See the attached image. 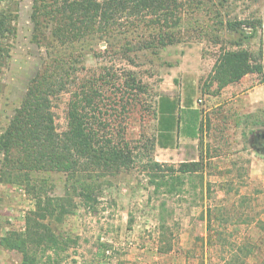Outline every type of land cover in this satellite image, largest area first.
<instances>
[{
    "label": "rangeland",
    "instance_id": "1",
    "mask_svg": "<svg viewBox=\"0 0 264 264\" xmlns=\"http://www.w3.org/2000/svg\"><path fill=\"white\" fill-rule=\"evenodd\" d=\"M0 1H5L3 6L9 1L11 8L18 11L10 57L0 75L1 135L21 105L45 52L32 40L35 0ZM181 1L186 2L181 42L157 52L131 53V62L121 54L120 45L139 41L142 34L149 35L150 27L140 24L138 31L131 27L126 36L117 35V41L110 40L111 44H118L117 49L108 48L101 39L91 41L92 50L79 65L75 84L67 85L68 90L53 101L56 127L62 133L67 130L68 105L74 93L78 94L85 83L97 81L94 87L99 91L98 97L93 108H87L96 129L106 124L114 136L136 146L137 153L142 151L159 163L176 168L182 163H199L194 182L185 187L187 192L168 200L173 211V250L167 254L158 251V211L155 203L149 201L147 176L136 166L102 179V204L96 214L79 207L63 224L52 225L61 237L77 241L64 264H220L223 250L207 243V213L214 207L227 210L226 217L231 221L228 237L256 242L258 260L264 259V150L255 147L257 136L264 134V105L252 111L246 109L245 102L234 100L236 93L230 92L229 86L216 92L217 85H212L210 78L221 50L238 49L235 43L239 36L229 33L225 23L262 20L264 0ZM126 30V26L122 28ZM261 42L264 45L262 31L257 39L242 42L241 48L257 53ZM129 73L143 81L146 93L132 91L125 85V75ZM108 74L116 75L117 81H98L101 75ZM254 75L257 74H250ZM263 79L259 76L257 83L264 85ZM159 95L198 109L201 130L198 139L176 135L171 147L157 145L148 154L144 147L158 134L155 107ZM240 105L243 109H239ZM99 130L103 133L102 128ZM2 159L0 153V163ZM32 177L35 181L46 179L47 195L66 194V175L52 172ZM32 197L25 186L0 183L1 236L23 228L24 215L34 209ZM21 261L20 253L0 246V264Z\"/></svg>",
    "mask_w": 264,
    "mask_h": 264
},
{
    "label": "trees",
    "instance_id": "2",
    "mask_svg": "<svg viewBox=\"0 0 264 264\" xmlns=\"http://www.w3.org/2000/svg\"><path fill=\"white\" fill-rule=\"evenodd\" d=\"M4 2L0 1V75L10 57L18 19V11L11 8L9 1L3 6ZM185 6L186 2L181 0L34 1L32 40L44 50L45 57L28 84L21 105L0 135L3 156L0 183L25 186L34 201V209L24 215L23 228L0 235L1 247L22 255L20 264L67 262L71 257L69 251L77 241L61 237L52 225L63 224L79 207L96 214L102 204V179L131 171L136 166L147 176L151 190L149 201L155 203L158 211V251L167 254L173 250L170 224L173 211L168 200L187 192L185 187L194 182L199 163H182L177 168L159 163L142 151L137 153L136 146L121 136H114L106 124L96 129L87 108H93L95 97H98L99 91L94 87L97 81L90 85L85 83L78 94L74 93L68 105L67 130L62 133L56 127L53 101L68 90L67 85L75 84L78 67L92 50L91 41L101 39L108 48L117 49L118 44L110 43V40L117 41V35L126 36L131 27L138 31L140 24L150 27L149 35L142 34L139 41L120 45L121 54L131 62V53L157 52L181 42ZM125 26L128 30L122 31ZM262 28L261 19L225 23V29L237 34L239 42H234L238 49H222L216 59L210 76L211 84L217 85L216 92L240 82L247 75L264 76L263 43L257 53L241 48L242 42L257 39ZM133 75H125V85L132 91L146 93V85ZM117 79L116 75L108 74L101 75L98 81L116 82ZM155 112L158 134L147 141L144 148L148 154L157 145L171 147L176 135L198 139L201 130L198 109L189 104L181 106L179 99L159 95ZM52 172L67 176L68 189L61 197L47 195L46 179L35 181L32 177ZM226 214L224 207H214L207 213V243L223 250L220 264H264V259L258 260L260 250L256 242L228 237L231 221Z\"/></svg>",
    "mask_w": 264,
    "mask_h": 264
},
{
    "label": "crops",
    "instance_id": "3",
    "mask_svg": "<svg viewBox=\"0 0 264 264\" xmlns=\"http://www.w3.org/2000/svg\"><path fill=\"white\" fill-rule=\"evenodd\" d=\"M263 28H262V38L264 42V16L262 17ZM263 67H264V45H263ZM260 75L245 76L240 82L235 85L229 86L230 92H235L236 95L234 100L241 99L245 102L246 109L252 111L256 106L264 105V85H259L258 77ZM255 82V84H253ZM252 84V85H251ZM251 85V87H250ZM239 109H243L240 105Z\"/></svg>",
    "mask_w": 264,
    "mask_h": 264
},
{
    "label": "flooded vegetation",
    "instance_id": "4",
    "mask_svg": "<svg viewBox=\"0 0 264 264\" xmlns=\"http://www.w3.org/2000/svg\"><path fill=\"white\" fill-rule=\"evenodd\" d=\"M255 147H257V149L264 150V134L257 136Z\"/></svg>",
    "mask_w": 264,
    "mask_h": 264
}]
</instances>
